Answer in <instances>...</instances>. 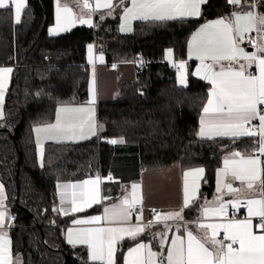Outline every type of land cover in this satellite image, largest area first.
I'll list each match as a JSON object with an SVG mask.
<instances>
[{
  "label": "trees",
  "instance_id": "trees-1",
  "mask_svg": "<svg viewBox=\"0 0 264 264\" xmlns=\"http://www.w3.org/2000/svg\"><path fill=\"white\" fill-rule=\"evenodd\" d=\"M55 1L68 0H27L19 24H13L10 9H0V67L12 69L0 120V183L12 218L9 237L16 264H96L88 261L84 248L65 243L64 228L75 217L53 211L59 183L98 176L118 194L143 171L177 165L184 171L203 168V182L212 188L226 154L252 152L257 138L198 137L209 86L192 75L190 64L186 86L179 87L176 72L163 59L170 50L175 60H185L187 41L199 26L229 18L251 0H242L240 7L227 0H207L193 20L136 22L126 35L119 32L117 8L110 18H95L93 27L50 36ZM259 8L264 12V1ZM90 44L108 65L141 62L142 67H136L134 81L118 82L112 101L98 104L96 137L45 144L41 167L33 128L52 123L56 108L86 101ZM112 139L124 142L111 144ZM197 209L196 203L185 217L191 218ZM99 212L100 206H95L80 216ZM133 243L120 244L117 264Z\"/></svg>",
  "mask_w": 264,
  "mask_h": 264
},
{
  "label": "snow or ice",
  "instance_id": "snow-or-ice-1",
  "mask_svg": "<svg viewBox=\"0 0 264 264\" xmlns=\"http://www.w3.org/2000/svg\"><path fill=\"white\" fill-rule=\"evenodd\" d=\"M231 5H241L242 0H227ZM123 4L124 0H120ZM206 3V0H131V7H124V16L132 19L168 21L182 20L185 17L199 16L200 6ZM14 7L16 23L21 22V13L26 7V0H0V9H10ZM84 8L89 7L88 0H84ZM97 8L103 7L110 10L114 9L112 0H104L99 3ZM255 7V5H250ZM61 9L57 8L59 13ZM66 14L71 13L67 6L63 8ZM232 18H221L213 24L202 26L199 36L203 33V38L197 44V59L201 61L204 71L203 79H207L212 88L210 90L207 105L203 108L204 117L201 118L200 130L198 135L212 139L210 133L215 136L251 137L253 139V149L247 156L239 151L232 152L231 158L224 159V167L219 170L217 191H221V183L227 188L229 193H240L241 189L233 187L232 181H240L247 189V197L244 203L247 206L248 218L243 220L228 219L222 223L205 224L197 222V228L203 230L202 234L197 236L193 230H187L186 234L179 235L171 241V247L167 254L162 255L153 252L151 248L143 243H138L135 247L129 248L126 264H264V171L261 169V156H264V43L256 44L250 39L256 47V52H246L243 48L237 46L236 37L242 33L257 32L260 38L264 40V15H256L251 10L233 12ZM59 19V15H58ZM84 23H89L84 20ZM209 29H214L209 31ZM121 30H125L124 27ZM127 30H131L129 27ZM196 39V36L193 37ZM91 54L92 45L88 46ZM171 53L169 52V55ZM101 63L103 57L100 58ZM206 60L212 63H205ZM243 60L246 63H241ZM223 61L229 62L227 65ZM89 62H92L91 55ZM233 62L238 68L233 67ZM255 64L259 70V75L252 73L246 74V67ZM218 66V68H217ZM115 67V65H113ZM184 63L179 65L184 69ZM12 72L9 67L0 68V100L4 95L3 77ZM201 69L198 68L196 74L199 75ZM180 83H185L183 74L180 76ZM96 81L95 70H93V80L91 86V104L96 100ZM3 112L0 111V117ZM94 110L91 107H60L57 109L55 123L46 125L44 128H37L36 131H45L49 133V138L60 142L59 138L87 139L84 134L85 129L91 132V135H97L96 124L93 119ZM253 121H258L254 125ZM247 125V127H246ZM206 128L209 130L206 132ZM103 126H100V130ZM111 144L123 143L112 139L108 141ZM39 150L40 166H44V147L37 141ZM238 157L239 159H235ZM203 168H194L184 172V190L182 205L178 210L167 212H157L155 223L167 221L183 220L184 209L189 208L195 200L194 196L189 195L188 177L195 178L202 176ZM231 177V180H227ZM111 179V177H109ZM258 182V183H257ZM99 178L87 179L79 184L57 185L63 189L60 193L61 205L69 199L68 189H71L70 202L73 213L85 211V207H92L93 204H100L98 185ZM92 185L93 188L88 186ZM140 185H132L131 199L125 196L119 204H113L111 207L103 209V215L92 216L88 219H74L73 224H99L101 220L109 225L117 222V226L93 227L81 229L77 235L73 236V230H67V242L69 244L87 245L89 257L93 261H101L102 264H117L115 254L117 243L123 240L125 236L135 239L141 235L145 228L139 225L125 226L129 221L133 210L137 204H142V196L137 195ZM259 192V198L255 194ZM3 199V185H0V204ZM104 199H108L105 197ZM219 201L216 206H203L202 213L205 218L209 215L224 218L227 215V206L231 204L237 208L241 199L237 198L225 202L222 197H217ZM53 211H57L54 207ZM64 215L69 214V210L61 207L59 209ZM142 212V209L140 210ZM156 212L155 209L152 210ZM252 217H258L259 223L255 226L260 230L257 234L253 230ZM137 220L142 219L137 215ZM5 213L0 211V229L9 225L5 223ZM153 224L148 221L147 226ZM210 230V232H209ZM223 230L221 239H217L220 231ZM186 235V240H185ZM145 249L147 253L145 254ZM160 255L157 262L156 257ZM0 264H11L10 241L7 239V233H0Z\"/></svg>",
  "mask_w": 264,
  "mask_h": 264
},
{
  "label": "crops",
  "instance_id": "crops-1",
  "mask_svg": "<svg viewBox=\"0 0 264 264\" xmlns=\"http://www.w3.org/2000/svg\"><path fill=\"white\" fill-rule=\"evenodd\" d=\"M27 1V0H26ZM207 1V0H206ZM264 0H251L250 2L246 3L241 10L237 11L240 12L243 15V10H251L253 13L256 15H264V12L259 8L260 3ZM88 2L91 4L88 8L83 7L84 0H68V1H55L54 2V7H53V24L51 27L48 29V33L50 36H59L64 33L69 32L71 29L75 27H80V26H86V27H93L95 18L98 20H104L106 18H110L113 16V11L117 8L120 9V14H119V32L121 34H128L131 32L133 24L136 22H163V21H154V20H141V19H132L131 17H128V19H125L124 16V7L128 6L131 7V0H124V3L121 4L120 0H112V4L115 6L114 9L110 10L108 8H97V0H88ZM99 3L103 4L104 0H99ZM250 5H255V7H251ZM61 9V11L58 13L57 8ZM67 6L71 9L70 14H66L63 12V8ZM202 6V5H201ZM200 6V9H201ZM240 7L241 5H233ZM23 12V11H22ZM22 14V13H21ZM59 15V19H58ZM198 16H190V17H185L184 19H194L197 18ZM11 18L13 24H17L15 21V15H14V7L11 8ZM229 18H232L234 20V17L231 15ZM182 19V20H184ZM221 19V18H219ZM219 19H214L207 21L203 23L201 26H199L189 37L187 41V48L186 50V59L185 60H175L172 52L171 54H166V51L164 52L163 59L165 62L171 65V67L174 69L176 72V83L179 87H185L186 86V80H187V72L189 65H193L192 69V75L204 82H206L209 86L208 94H207V100L204 105V107L207 105V101L209 99L210 95V90L212 88V85L207 79H203L202 77L204 76V71L201 65V61L197 59V44L199 41L203 38V33H201L199 36H197V33H200V30L202 26L206 24H213L215 21ZM227 19V18H224ZM84 20H88L89 23H84ZM172 21V20H168ZM166 22V21H165ZM124 27L125 30H121V28ZM131 28V30H127L128 28ZM214 29H209V31H212ZM249 35L247 33H242L241 35H238L236 37L238 44L237 46L239 48H243L246 52L252 53L256 52L257 49L254 47L253 43L249 42L250 39L254 41L256 44H261L264 43V40L260 38V35L257 34V32L252 31ZM244 35H247L248 38H245ZM196 36V39L194 40L193 37ZM92 45V51L91 54L89 53V48L87 46L86 48V67H87V72H88V88H87V99L85 102L81 104H70V105H65L61 107H69V108H75V107H91L94 110V116L93 119L96 124V132L98 135V119H97V107L98 104L100 103H107L110 102L114 99L115 92L117 89L118 82H132L134 81L135 74H136V64L134 62H123V63H114L111 65H108L105 62L104 56L99 53L96 50V47L94 44ZM91 55L92 62H89V57ZM103 57V62L101 63L100 57ZM241 63H246L245 61L241 60ZM181 63H184L185 67L184 69H180L179 65ZM205 63H212L210 60H206ZM223 64L227 65L229 62L223 61ZM115 65V67H113ZM233 67L238 68V65L233 62ZM2 68V67H0ZM200 68L201 72L199 75L196 74L197 69ZM218 68V66H217ZM93 70H95V81H96V100L94 104H91V86H92V80H93ZM247 73H252L254 75H259V70L255 64H253L251 67H246V74ZM181 74L184 75L185 77V83L182 85L180 83V76ZM264 107V106H262ZM60 108V107H58ZM56 108V109H58ZM57 113V110H56ZM56 113L54 117V121L52 123H55L56 120ZM203 110L201 112V115L199 116V121H198V131L197 134L200 130L201 124V118L204 117ZM51 124V123H50ZM254 125H258V121H253ZM48 125V124H47ZM46 125H41L33 128V138H34V143L36 146V154H37V159L39 162V150H38V144L37 141H39L40 144H43V146L47 143H78V142H83L88 139L94 138L97 135H91V132L85 129V135L88 137L87 139H79L77 136L74 139H65L63 137L59 138L60 142H57L56 140L50 139L49 138V133L45 131H40L39 133L36 131L37 128H44ZM247 127V125H246ZM209 131L206 128V132ZM213 138H233L230 136H215L214 133H210ZM201 139H209L207 136L205 137H200ZM240 138V137H238ZM237 138V139H238ZM211 140V139H210ZM231 153L226 154L221 161L220 167L216 169L215 174H214V180L212 183V188H209L206 183L203 182V176L196 177L195 178V184L193 183V176H190L188 178V187H189V195L194 196L195 200L192 203V205L184 209L183 212V220H175V221H167V227L165 226V222H160V223H155V216L152 215L149 212H151L153 209H155L158 212H167L170 210H178L181 205H182V200H183V190H184V172L188 170H181V168L177 165H173L167 168L163 169H158V170H152V171H143L139 177V179L135 182L130 183L127 187L121 189V191L118 194H114L113 187L110 186V184L106 183L104 186L103 180L96 176V177H91L86 178L87 179H96L99 178L100 183L98 185L99 188V196L101 198V203L100 204H93L92 207H85V211L79 212V213H73L70 211L71 209V202H70V193L71 189L69 188L68 194H69V199L65 200L64 204L61 205L60 202V193L61 191H64L63 189H60L56 187V195H57V205L56 209L57 211L56 214L59 216H67L64 215L59 211L61 207H64L65 209L69 210V216H74V219H88L92 216H97L103 215V209L105 207H111L113 204H119L122 199L127 196L129 199H131V193H132V185L133 184H138L140 185V188L137 190V195L142 196V204H137L135 206V209L133 210V213L127 222L125 223V226H136L139 225L141 227L145 228V231L137 236L135 239H132L130 237L125 236L123 240L118 241L117 243V249L120 246V244L124 241H130V242H135L133 245L129 248L135 247L138 243H143L151 248L153 252H156L158 254L165 255L167 254V250L171 247V241L182 234H186L187 230H193L194 234L197 236L202 234L201 229L197 228V222L200 223H205V224H215V223H222L225 222L221 217L218 216H213L209 215L207 218L204 217L202 213V207L207 205V206H216L218 205L219 201L217 200V197H222V199L227 202L229 200H234V199H241L242 203L246 200L247 197V189L240 183V181H232L233 187L241 189L240 193H229L227 188L223 187V184L221 183L219 186L221 187V191H217V186H218V180L220 177V172L219 170L224 167V159L231 158ZM235 159H239L236 157ZM261 169L264 166V156H261ZM190 170V169H189ZM201 177V178H200ZM82 180V181H84ZM227 180H231V177H228ZM82 181H76V182H69V183H59V185H71L73 183L79 184ZM106 181H109V178L106 179ZM258 183V182H257ZM0 185H2L0 183ZM205 185L206 187L209 188V191H201L200 186ZM241 186V187H240ZM90 189L93 188L94 186L89 185L88 186ZM202 193H206V199L202 197ZM3 196L5 199H3L2 204H0V211H3L5 213V223L6 225H9L3 229H0V233H7V239L10 241V250H11V264H16L18 263V259L12 255V249H11V240L9 237V232L13 228L12 224V218L9 214L8 208L6 207V194L3 188ZM214 196V198H213ZM260 194L257 192L255 194L256 198H259ZM105 197H108V199H104ZM198 204V209L196 211V214L192 216L191 218H186L185 217V211L193 207L195 204ZM95 206H100V212L97 215H90V216H80L83 215L85 212L90 210L91 208ZM138 207V209H136ZM142 209V212L140 211ZM229 210H234L238 214H240V217L238 220H243L245 218H248L247 214V206L245 209H241L239 206L237 208H233L231 204H228L227 206V212ZM137 215H141L142 219L139 221L137 220ZM252 222H253V230L259 234L260 230L256 228L255 226L259 223V218L258 217H252ZM152 220L153 224L151 226H147L148 221ZM119 223L122 222H117L112 225H109L106 221L101 220L99 224H69L64 228V240L65 243H67L71 247H81L86 250L87 254V259L90 263H96V264H102L101 261H93L89 257V250L87 245L83 244H69L67 242V230L72 229L73 230V236L75 237L77 233L81 229H86V228H93V227H106V226H117ZM167 228H170V231H168ZM210 232V230H209ZM223 236V230L220 231V235L217 237V239H221ZM143 240H140L142 239ZM185 240H186V235H185ZM129 248L124 252L123 255V260L122 264H126V260L128 259V250ZM117 252V251H116ZM147 253V249H145V254ZM116 255V254H115ZM160 259V255L156 257L157 262Z\"/></svg>",
  "mask_w": 264,
  "mask_h": 264
},
{
  "label": "rangeland",
  "instance_id": "rangeland-1",
  "mask_svg": "<svg viewBox=\"0 0 264 264\" xmlns=\"http://www.w3.org/2000/svg\"><path fill=\"white\" fill-rule=\"evenodd\" d=\"M248 34V36L249 35H252V34H250V33H247ZM250 42V41H249ZM169 52H170V50H167L166 51V54H169ZM171 53V52H170ZM10 77H11V73H9V74H5L4 75V77H3V84H4V95H3V99L2 100H0V111H2L3 110V101H4V97H5V93H6V90H7V88H8V86H9V82H10ZM3 112V111H2ZM3 117V116H2ZM2 117H0V120H2ZM39 156V155H38ZM190 177V176H189ZM188 177V178H189ZM194 178V177H193ZM201 178V177H200ZM203 187H206L205 185H202V186H200V190L202 191V189H203ZM218 187V186H217ZM241 187V186H240ZM202 195V197L204 198V199H206V195H208V194H206V193H202L201 194ZM213 198H214V196H213ZM168 229V231H170V228H167Z\"/></svg>",
  "mask_w": 264,
  "mask_h": 264
},
{
  "label": "built area",
  "instance_id": "built-area-1",
  "mask_svg": "<svg viewBox=\"0 0 264 264\" xmlns=\"http://www.w3.org/2000/svg\"><path fill=\"white\" fill-rule=\"evenodd\" d=\"M89 3V2H88ZM91 4L89 3V6H90ZM244 37L245 38H248V36L247 35H244ZM142 63L141 62H137L136 63V66H137V68L138 69H140L141 67H142V65H141ZM105 144H108V142L107 141H105ZM239 207L241 208V209H245L246 208V203H241L240 205H239ZM136 209H138V207H136ZM158 211H156V212H153V211H151V212H149L150 214H154V215H156V213H157ZM240 217V214H238L236 211H234V210H229L228 212H227V215L223 218L224 220H228V219H238Z\"/></svg>",
  "mask_w": 264,
  "mask_h": 264
},
{
  "label": "water",
  "instance_id": "water-1",
  "mask_svg": "<svg viewBox=\"0 0 264 264\" xmlns=\"http://www.w3.org/2000/svg\"><path fill=\"white\" fill-rule=\"evenodd\" d=\"M202 191H209V188L208 187H203Z\"/></svg>",
  "mask_w": 264,
  "mask_h": 264
}]
</instances>
